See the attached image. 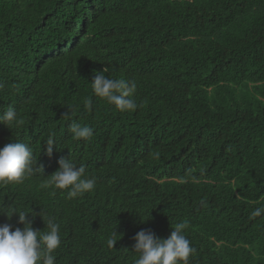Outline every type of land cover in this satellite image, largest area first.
<instances>
[{
	"label": "trees",
	"instance_id": "1",
	"mask_svg": "<svg viewBox=\"0 0 264 264\" xmlns=\"http://www.w3.org/2000/svg\"><path fill=\"white\" fill-rule=\"evenodd\" d=\"M105 67L110 79L135 80V111L95 95L91 82ZM9 106L24 124L13 132L0 124V148L27 144L36 175L10 185L26 193L25 204L2 198L32 211L41 230L43 216L60 224L55 264H80L77 236L87 227L107 244L92 222L110 209L136 228L151 227L152 214L167 226L185 223L196 249L190 264H264V214L250 215L264 207V0H0V114ZM72 120L93 135L74 139ZM68 152L96 183L116 173L150 176L133 194L103 182L89 201L69 198L47 186ZM169 175L196 185L177 191L163 185ZM117 244L120 260L101 255L95 264H135L133 247Z\"/></svg>",
	"mask_w": 264,
	"mask_h": 264
},
{
	"label": "clouds",
	"instance_id": "2",
	"mask_svg": "<svg viewBox=\"0 0 264 264\" xmlns=\"http://www.w3.org/2000/svg\"><path fill=\"white\" fill-rule=\"evenodd\" d=\"M106 71L108 69L105 67L102 72L96 73L93 82H91L95 95L106 100L118 111H135L138 107L134 99L137 90L135 80L110 79L105 75ZM84 107L90 110L92 105L86 100ZM73 112V109H69L64 113V117L71 119ZM0 124H4L13 132L15 128L24 124V120L18 116L14 108L9 106L6 111L0 114ZM69 131L76 140H86L93 135L90 127L81 125L75 120H72ZM46 144L48 155L51 156L55 140L49 137ZM34 163L32 148L25 143L18 142L17 139H13V142L0 148V201H3L0 213H3L1 218L4 222L3 225H0V264H55V254L61 245L60 224L52 218L45 219L40 213L45 220V229L41 230L28 219L32 211L18 210L14 206L8 207L9 204L2 198L6 196L24 204L27 202L26 193L21 189L14 192L10 185L22 184L33 172L36 175ZM58 163L59 167L49 176L47 186L62 191L67 190L69 198H85V201L94 198L88 194L94 189L98 195L101 194L103 182L106 187L119 189L125 194H133L139 188L138 182L150 176L148 173L143 175L116 173L105 175L108 180L96 183L95 178L85 174L83 166L77 167L73 163L69 152L68 157L63 156ZM162 182L163 185L169 184L180 192H186L188 186L196 185L195 181L188 177L173 175L163 178ZM125 206L127 207V205ZM127 208L135 214L139 211L136 204H131ZM13 214H18L19 222L23 224L22 229L17 227L13 231L12 226L8 224ZM262 214H264V207H258L250 215L251 218H256ZM96 216L102 219L96 223L91 221L101 228L97 233L98 236L101 239L106 237L109 239L106 244L103 240L92 236L84 220L83 227L87 228L77 236L78 246L82 248V256L78 260L80 264H87V259L95 264V259L101 255H105L111 260H120L123 256L117 244L120 238L126 240L127 246L133 247L138 258L134 257L135 264H190V258L196 252L184 234L187 225L180 223L175 227L167 226L162 214H152L149 217L151 227L141 228H136L133 217L121 213L118 209L115 211L110 209L107 212L97 211ZM107 218L110 220L106 221ZM67 220L69 223L67 227L72 230L78 221V213L70 214ZM157 220L161 223L159 229L153 227L154 221ZM116 227L120 229L116 230ZM124 227H127L128 230H124ZM104 228L108 230H104Z\"/></svg>",
	"mask_w": 264,
	"mask_h": 264
},
{
	"label": "bare ground",
	"instance_id": "3",
	"mask_svg": "<svg viewBox=\"0 0 264 264\" xmlns=\"http://www.w3.org/2000/svg\"><path fill=\"white\" fill-rule=\"evenodd\" d=\"M60 214H63L62 211L60 212ZM17 218H19L18 214H16V216H15V214H13L12 217H11V220L9 221V224H10L12 221H14V222H13V226H14V227H18L19 225L17 226V222H16V219H17ZM28 219H30V216L28 217ZM20 224H21V223H20Z\"/></svg>",
	"mask_w": 264,
	"mask_h": 264
}]
</instances>
